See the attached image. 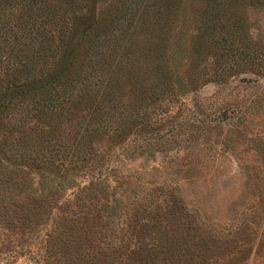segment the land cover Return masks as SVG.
Instances as JSON below:
<instances>
[{"label":"rangeland","instance_id":"1","mask_svg":"<svg viewBox=\"0 0 264 264\" xmlns=\"http://www.w3.org/2000/svg\"><path fill=\"white\" fill-rule=\"evenodd\" d=\"M79 3L100 83L7 125L26 156L0 155V264H264V0Z\"/></svg>","mask_w":264,"mask_h":264},{"label":"trees","instance_id":"2","mask_svg":"<svg viewBox=\"0 0 264 264\" xmlns=\"http://www.w3.org/2000/svg\"><path fill=\"white\" fill-rule=\"evenodd\" d=\"M74 1L77 5L75 12L63 8ZM80 4L79 0H0V155L6 161L12 155L26 156L23 146L9 138L12 130L7 125L11 124L10 121L17 114L22 113L23 118L36 122L43 121L45 117L54 118L64 111V106L71 98L72 101L75 98L81 99V91L100 83L99 70V73L91 70L83 75L85 70L78 63L88 43H93L97 38L100 27L95 6L90 4V13L87 14L79 12ZM17 5L24 9L21 15L15 14ZM5 17L7 19L3 20ZM99 54L105 55V50ZM109 83L110 81H105L104 86L107 88ZM104 92L105 89L102 95ZM104 96L108 102L112 101L109 93ZM87 97H83L84 104L92 101L91 97L87 101ZM98 109L93 108L91 116L97 115L100 111ZM113 111L107 115L111 121L106 128L107 134L112 139H123L128 126L116 127V118L119 115ZM100 122L103 123L104 120ZM97 129L98 126L94 131ZM86 130L89 128L86 127ZM60 145L54 142L49 144L52 153L56 152L57 156L66 146ZM76 150L73 148L70 151L71 161ZM34 159L38 163L54 164L48 159ZM40 168L45 169V165ZM71 168L73 167H69ZM52 249L53 246L48 251Z\"/></svg>","mask_w":264,"mask_h":264}]
</instances>
